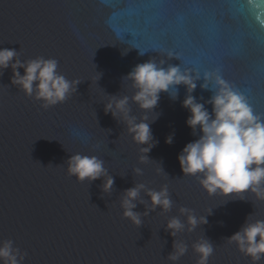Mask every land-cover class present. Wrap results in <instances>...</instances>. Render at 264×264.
Returning a JSON list of instances; mask_svg holds the SVG:
<instances>
[{"label": "water", "instance_id": "obj_1", "mask_svg": "<svg viewBox=\"0 0 264 264\" xmlns=\"http://www.w3.org/2000/svg\"><path fill=\"white\" fill-rule=\"evenodd\" d=\"M210 16L216 32L205 23ZM0 48L16 49L24 61L53 57L66 78L82 81L65 102L45 110L11 84V67L0 75V243L12 240L24 255L21 264H173L174 238L164 226L172 216L186 223L181 206L198 217L212 214L207 224L177 233L187 251L175 264H197L192 245L205 236L215 249L208 264H253L227 237L247 216L248 222L264 220V200L247 192L246 200L224 203L234 197L209 195L181 171L177 155L199 135L185 123V87L178 86L175 100L160 94L159 117L150 125L159 142L143 162L123 121L104 112L107 93L134 94L122 77L152 58L201 75L193 92L198 99L211 95L199 87L203 73L218 71L234 88L246 87L249 104L264 115V28L246 4L241 12L234 0H168L162 8L155 0H0ZM129 107L138 119L145 115L131 101ZM155 115L147 111L149 120ZM173 132L174 142L165 143ZM71 153L103 159L114 177L112 192H102L103 178L87 183L68 175ZM134 183L156 190L166 184L171 210L143 215L137 202L143 225L125 218L122 192ZM141 198L148 200L143 191Z\"/></svg>", "mask_w": 264, "mask_h": 264}, {"label": "clouds", "instance_id": "obj_2", "mask_svg": "<svg viewBox=\"0 0 264 264\" xmlns=\"http://www.w3.org/2000/svg\"><path fill=\"white\" fill-rule=\"evenodd\" d=\"M18 53L14 48H0V75L3 69L11 67V84L18 86L26 96L40 101L43 109L63 103L77 92V86L82 81L69 80L60 73L55 58L38 56L24 61L18 58ZM139 54L143 55L144 52L139 50ZM20 68L24 69L23 74ZM124 80L131 83L134 94L129 97L107 93L111 99L104 103V112L110 113L119 123L123 121L128 134L143 153L141 162L150 159L148 153L159 142L154 138L150 125L159 117L155 109L160 94L167 92L175 100L179 95L178 86L183 85L186 94L181 106L189 112L185 123L192 129L193 135H197L199 130L198 138L186 143L177 155L183 176L196 177L209 195L234 197L226 199L224 203L228 200H246L243 194L247 192L264 200V115L256 113L246 96L223 79L218 71L202 75L199 87L211 92L206 100L193 95L201 75L194 76L189 69L181 68L179 64H166L163 60L157 62L150 58L137 63L122 77ZM130 101L145 111L142 118L138 119L132 114ZM205 104L212 106L211 112ZM147 111L155 112V117L149 120ZM174 135V132L167 135L165 143H173ZM159 164L160 170L165 172L162 164ZM66 168L68 175L78 182L90 183L103 178L100 185L102 192L111 193L113 190L114 177L104 166V160L96 155L71 153L66 160ZM142 171L139 167L134 169L137 175H141ZM142 191L148 198L147 202L141 198ZM122 194V215L137 226L143 225V215L157 209L168 212L174 203L166 184L156 190L147 188L143 183H134L132 187L124 189ZM137 202L145 207L143 215L135 211ZM179 212L186 218V223L172 216L164 226L165 231L174 238L172 251L168 254L173 264L187 251V245L175 239L177 233L186 226L188 231H193L207 224V216L212 214L211 210L210 214L198 217L193 209L186 206H181ZM227 239L250 257L253 264L264 259V220L248 222L247 216L239 229ZM192 247L198 254L197 264H208L215 250L212 241L205 236L193 243ZM23 259L24 255L14 248L12 240L0 243V260L4 264H21Z\"/></svg>", "mask_w": 264, "mask_h": 264}, {"label": "snow or ice", "instance_id": "obj_3", "mask_svg": "<svg viewBox=\"0 0 264 264\" xmlns=\"http://www.w3.org/2000/svg\"><path fill=\"white\" fill-rule=\"evenodd\" d=\"M167 2L168 0H155V6L158 8H162ZM234 3L239 4V10L241 12L245 11V4H246L248 6V11L253 13L254 17L257 19L260 26L264 28V0H234ZM205 23L208 25L211 31L213 32L217 31V24H216L215 17H211V16L208 17L205 20ZM235 89H237L244 95L248 94V89L246 87H240V88H235Z\"/></svg>", "mask_w": 264, "mask_h": 264}]
</instances>
